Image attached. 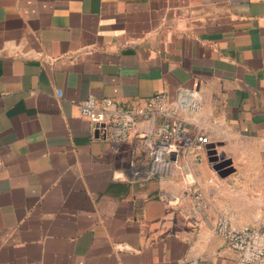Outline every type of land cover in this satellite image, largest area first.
Wrapping results in <instances>:
<instances>
[{
	"label": "crops",
	"instance_id": "obj_1",
	"mask_svg": "<svg viewBox=\"0 0 264 264\" xmlns=\"http://www.w3.org/2000/svg\"><path fill=\"white\" fill-rule=\"evenodd\" d=\"M183 89L228 175L201 151L149 176L134 134L115 150L78 110ZM192 181L212 218L264 209V0H0V264H237L159 200Z\"/></svg>",
	"mask_w": 264,
	"mask_h": 264
},
{
	"label": "built area",
	"instance_id": "obj_2",
	"mask_svg": "<svg viewBox=\"0 0 264 264\" xmlns=\"http://www.w3.org/2000/svg\"><path fill=\"white\" fill-rule=\"evenodd\" d=\"M80 115L91 122L98 134L111 139L115 150L128 142L131 135L148 157L149 176H168L176 164L171 157L194 156L210 152V140L199 121L201 98L197 91L178 90L173 99L162 92L153 94L141 107L118 108L110 98L89 96L79 102ZM137 163L132 160L128 170L137 175ZM139 171V170H138ZM132 177V178H133ZM131 178V179H132ZM180 195L160 192L158 198L166 204H178L188 198V217H198L209 229L221 237L226 247L238 255L237 264L264 263V228L238 226L224 213L210 217V202L195 182Z\"/></svg>",
	"mask_w": 264,
	"mask_h": 264
},
{
	"label": "rangeland",
	"instance_id": "obj_3",
	"mask_svg": "<svg viewBox=\"0 0 264 264\" xmlns=\"http://www.w3.org/2000/svg\"><path fill=\"white\" fill-rule=\"evenodd\" d=\"M224 154V153H223ZM219 154V153H215L214 155H209V157L211 158V162H213V164L216 166L217 164H223L222 167L218 168L216 171L219 172L220 176H226L228 175V165H227V159H226V154ZM241 198H243V196H241ZM264 200V197H263ZM251 202H252V206L253 207H257L260 206V200H259V196H252L251 197ZM255 203V205H253ZM264 206V205H263ZM214 213L218 214V213H224L227 214L232 222L234 224L237 225H249V226H253V227H261L264 228V209L261 210H249V211H244V210H235L233 212H228V211H217L214 210Z\"/></svg>",
	"mask_w": 264,
	"mask_h": 264
},
{
	"label": "water",
	"instance_id": "obj_4",
	"mask_svg": "<svg viewBox=\"0 0 264 264\" xmlns=\"http://www.w3.org/2000/svg\"><path fill=\"white\" fill-rule=\"evenodd\" d=\"M215 154V151L213 150V148H212V151H210L209 152V155H214ZM227 165L229 166V162H227ZM223 166V164H217L216 166H215V169L217 170L218 168H220V167H222ZM228 169V168H227ZM228 172H230V170L228 169Z\"/></svg>",
	"mask_w": 264,
	"mask_h": 264
}]
</instances>
